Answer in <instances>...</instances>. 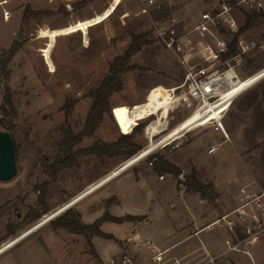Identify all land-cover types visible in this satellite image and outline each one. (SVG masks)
<instances>
[{
	"label": "rangeland",
	"instance_id": "1",
	"mask_svg": "<svg viewBox=\"0 0 264 264\" xmlns=\"http://www.w3.org/2000/svg\"><path fill=\"white\" fill-rule=\"evenodd\" d=\"M113 1L26 2L37 14L30 16L15 35L16 40L23 41L24 49L13 68H10L12 59L8 63V77L0 74V106L4 88L8 85L13 91L17 109L15 116L0 113V119L10 125L9 132L15 139L17 150L16 176L11 180H0V196L15 195L2 205L12 210V228H21L25 224H30L28 229L35 227L57 209L60 210L58 215L40 228L62 227L57 224L58 219L69 212L79 213L81 203L89 197L88 203L101 204L105 193L101 189L107 185L105 189L112 187L110 185L114 182H110L117 177L130 169L151 165L150 158L154 155L167 158L168 154L176 152L180 143L193 138L178 155L183 153L184 160L191 151L199 156L202 171L213 174L218 182V206L227 205L230 188H240L251 179V173L257 175L259 184L264 187V77L239 95L225 113L223 123L229 134L226 141L225 136L212 125L195 126L135 160L158 145L194 112L195 106L183 105L178 99L184 90L188 69L211 64L223 68L229 61L227 56L214 62L206 60L199 37L195 31L189 32L199 22L202 13L214 7V0ZM233 14L241 27L245 23L243 10L235 9ZM170 22L175 24L179 39L174 48L168 47L158 34V29ZM6 25L15 28L16 22L13 20ZM19 32H22L21 36ZM141 34L147 42L131 56L128 63L135 67L123 74L122 88L109 98L110 111L104 114L92 136L72 144L74 162L61 169L53 166L59 159L69 157L68 152L62 150L66 136L77 134L84 128L93 102L90 91L100 84L114 58L129 48L133 36ZM241 34L253 47L237 65L240 76L247 78L264 70V48L258 46L264 42V18ZM221 35L231 45L236 34L224 29ZM237 50L236 46L235 52ZM162 120L171 122L174 127L156 132L154 125ZM137 126L134 141L141 148L131 157L83 153L94 141L114 142ZM5 128L0 125V131H8ZM211 144L217 150L209 154L207 150ZM191 171L178 177L180 189H187L186 177ZM201 183L212 185L206 192L208 196L215 195L211 182ZM241 192L244 194L240 197L243 202L258 199L262 193L260 187L251 195L245 193L244 187ZM157 199L169 209L183 210L181 198L173 191L166 190ZM144 200L137 196L135 203ZM111 202L109 200L106 204ZM66 205L70 206L63 209ZM257 208V212L246 211L242 218L235 215L229 226L231 231L239 233L231 244L233 250H238L234 252L238 256L234 264H264V221L257 223L254 220V215L262 217L264 203ZM248 228L258 233L255 244L250 242L246 245L250 240ZM223 229L218 224L212 231L218 234ZM248 249L249 254H245L243 251Z\"/></svg>",
	"mask_w": 264,
	"mask_h": 264
},
{
	"label": "crops",
	"instance_id": "2",
	"mask_svg": "<svg viewBox=\"0 0 264 264\" xmlns=\"http://www.w3.org/2000/svg\"><path fill=\"white\" fill-rule=\"evenodd\" d=\"M26 2L28 0H0V52L12 46L16 41L17 31L23 28ZM4 11L10 12L7 20L4 19ZM13 20L16 22L15 28L6 25ZM23 49L21 46L13 56L10 68H13ZM173 125L162 120L154 128L156 132H163L170 130L171 126L173 128ZM192 140L180 143L176 152L168 154L167 158L182 169L181 176L196 167L199 180L214 185L213 198L204 197L195 190L180 189L177 177L169 172H156L152 164L130 169L122 174L127 168L120 173L122 175L119 174V177L116 176L110 182H114L110 185L112 187L105 189L107 185L101 189L105 192L101 204L88 203L90 197L81 203L80 219L84 224H93L106 212L114 217L129 215L136 219L123 222L104 220L100 223V230L112 237L95 234L87 237L63 227L47 226L32 230L33 227L28 229L30 224H25L21 228H12V210L2 205L15 195L0 196V264H108L111 258L119 261L123 256L130 259L129 264H234L238 250H233L231 244L239 233L231 231L229 226L235 215L242 218L238 212L244 204L240 200L244 196L241 188L244 187L245 193L251 195L260 187L262 193L258 195V199L249 200L243 206L248 212H257V205L264 203V187L259 184L257 175L251 173V179L247 183L240 188H230L231 196L227 205L225 203L218 206V182L213 174L202 171L199 156L193 151H187L185 160L183 153L178 155ZM224 140L226 141L225 137ZM212 146L213 144L207 150L209 154L217 150L210 152ZM122 184L124 185L121 187ZM166 190L173 191L181 198L183 210L175 211L160 199L156 201L157 196ZM137 196H142L145 200L135 203ZM109 200L112 202L107 205ZM218 224L224 229L222 233L215 234L212 228ZM255 243L256 241L253 244Z\"/></svg>",
	"mask_w": 264,
	"mask_h": 264
},
{
	"label": "built area",
	"instance_id": "3",
	"mask_svg": "<svg viewBox=\"0 0 264 264\" xmlns=\"http://www.w3.org/2000/svg\"><path fill=\"white\" fill-rule=\"evenodd\" d=\"M214 3V7L203 12L199 22L189 32L195 31L199 37L200 43L204 46L206 60L214 62L227 56L229 62L223 68L213 67V64L209 67L197 69L190 67L183 84L184 90L178 99L183 105L195 106L194 112L184 121L194 116L192 118L196 119L194 124L197 125L196 127L212 125L216 130H220L225 138H229L228 131L223 123L225 113L239 95L264 77L261 76L264 70L247 78H242L237 70V65L244 60V54L253 47L239 33V23L234 17L233 11L235 9L248 12L264 11V0H236V4L228 0H214ZM9 17L10 12L4 11V19L7 20ZM224 29L238 34L237 52H230V43L221 35ZM158 34L170 48H174L175 44L178 43L177 28L171 22L160 27ZM258 46L264 48V42ZM231 60H234V62L230 63ZM215 149L216 147L212 146L209 151L212 152ZM241 199L244 200L245 198L242 197ZM247 203L245 201L243 206ZM243 206L238 211L240 216H243L246 212ZM261 216L254 215V220L261 223L264 221V213ZM247 232L250 239L247 242L254 243L258 233H253L250 228ZM245 252L249 253L246 250ZM129 261L130 259L127 256H123L119 261L111 258L108 264H129Z\"/></svg>",
	"mask_w": 264,
	"mask_h": 264
},
{
	"label": "trees",
	"instance_id": "4",
	"mask_svg": "<svg viewBox=\"0 0 264 264\" xmlns=\"http://www.w3.org/2000/svg\"><path fill=\"white\" fill-rule=\"evenodd\" d=\"M236 4V1H232ZM245 14V23L240 27L239 32H243L250 28L254 23L264 18V11H253L248 12L243 10ZM33 9H31L29 3L26 5L24 10V22L33 15H36ZM237 35H235L233 42L230 45V52L236 51L237 46ZM144 35H134L133 41L129 48L121 55H118L110 63L108 73L101 80L100 84L90 91V95L93 98L91 108L86 117L84 128L81 132L77 134H69L66 136L62 143V150L68 152V158H61L53 166L58 167L59 169L69 166L74 162V153L71 151L72 144L82 140L84 137L92 136L98 126L102 121L103 116L106 112L110 111V101L109 98L111 95L122 88V76L125 72L135 67V65H130L128 62L131 56L140 48V46L146 43ZM23 41L16 40L9 49H4L0 52V74H4L6 77L9 75L8 63L22 46ZM0 113L3 115H17V109L13 102V91L10 86L6 85L4 88L3 103L0 106ZM0 125L6 127V130H10V125H6V122L3 119H0ZM141 123H138L140 126ZM137 127L131 133L122 134L120 138L114 142H107L103 140H96L94 143L83 153L87 154H97L98 156H115L118 154H125L128 157L134 155L141 147L134 141V133L137 130ZM14 144H15V139ZM15 152L17 155L16 144ZM72 159V161H69ZM150 162L154 170L158 173L169 172L172 173L175 177H179L182 174L180 167L172 163L170 160L163 156L154 155L150 158ZM186 186L188 190H195L201 193L204 197L208 196L206 189L210 188L212 185H204L197 178V170L192 168V171L186 177ZM70 209V208H69ZM133 216H124V217H114L109 213H106L100 219H97L93 224H84L80 219V213L69 212L66 215L58 219L57 224L70 230L71 232L84 234L89 237L90 234L100 235L104 237H112L110 234H106L100 230V223L103 220H112L116 222H123L130 219H135Z\"/></svg>",
	"mask_w": 264,
	"mask_h": 264
},
{
	"label": "water",
	"instance_id": "5",
	"mask_svg": "<svg viewBox=\"0 0 264 264\" xmlns=\"http://www.w3.org/2000/svg\"><path fill=\"white\" fill-rule=\"evenodd\" d=\"M20 36L22 32L18 33ZM18 166L13 137L9 131H0V180L7 181L17 174Z\"/></svg>",
	"mask_w": 264,
	"mask_h": 264
},
{
	"label": "bare ground",
	"instance_id": "6",
	"mask_svg": "<svg viewBox=\"0 0 264 264\" xmlns=\"http://www.w3.org/2000/svg\"><path fill=\"white\" fill-rule=\"evenodd\" d=\"M264 76V73L261 75ZM171 96V95H170ZM170 101H171V97H169ZM172 105V101L170 103ZM227 107V105H226ZM228 108V107H227ZM194 117V116H192ZM190 118L187 119L186 121H184L183 123H180L177 127H175L170 133L169 135H167L158 145H156L155 147H153L151 150L143 153L142 155H140L139 157H137L135 160H138L140 157H142L143 155H146L148 153H150L151 151L155 150L156 148L162 146L163 144L169 143L173 140H175L176 138H178L179 136L183 135V132L186 131L187 129L191 128V127H195L197 125H194L196 122L195 118ZM177 125V124H176ZM70 205H66L65 208L63 209H67ZM61 209V210H63ZM60 212V210L54 212L52 215H50L48 218L44 219L41 223H39L38 225H36L35 227L32 228V230L37 229L39 227H41L42 225H44V223L48 222L49 220L55 218L58 213Z\"/></svg>",
	"mask_w": 264,
	"mask_h": 264
}]
</instances>
